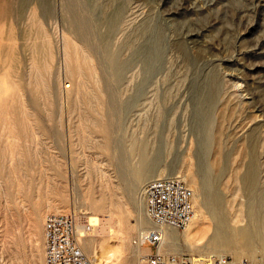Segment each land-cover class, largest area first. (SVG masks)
<instances>
[{
  "label": "rangeland",
  "instance_id": "374dc122",
  "mask_svg": "<svg viewBox=\"0 0 264 264\" xmlns=\"http://www.w3.org/2000/svg\"><path fill=\"white\" fill-rule=\"evenodd\" d=\"M158 175L185 181L196 214L162 251L264 259V0H0V264H43L45 215L67 209L95 225L94 263L129 264Z\"/></svg>",
  "mask_w": 264,
  "mask_h": 264
},
{
  "label": "built area",
  "instance_id": "2783aa9c",
  "mask_svg": "<svg viewBox=\"0 0 264 264\" xmlns=\"http://www.w3.org/2000/svg\"><path fill=\"white\" fill-rule=\"evenodd\" d=\"M140 197L151 226L136 237L139 246L147 244L145 264H264V259L234 257L228 253L201 255L186 251L164 252L166 227L183 229L194 216L193 192L177 176L163 175L142 185ZM90 229L82 211L67 209L46 213L43 225V264H96L80 245L78 227Z\"/></svg>",
  "mask_w": 264,
  "mask_h": 264
},
{
  "label": "bare ground",
  "instance_id": "6f19581e",
  "mask_svg": "<svg viewBox=\"0 0 264 264\" xmlns=\"http://www.w3.org/2000/svg\"><path fill=\"white\" fill-rule=\"evenodd\" d=\"M110 60L111 61H114L113 62V66H115V72L112 75L115 76L116 78H118V75L120 74L119 71H120L121 66H120L119 62L117 61L115 55L110 56ZM104 75H106V77L108 78V80L110 79L107 73H104ZM105 87H106V84H105ZM107 89H108V92H110V94H111L112 90H109V86H107ZM112 95H109V96H112ZM111 99L112 98H110V100ZM112 103H113V105L111 104L112 107H108L107 109H112L113 110L110 113V118H112V122L110 124L112 125V127H115L116 126V120H115L116 119V115L114 114V112L116 110L115 108H116L117 105L115 104V100H113V99H112ZM113 130H114V128H111V131L108 132V139L107 140H108L109 147L112 146L111 145V141H113L112 140ZM139 167L141 168V174H138L137 176L126 177L127 175L125 176L123 174V172H121L122 177L124 179V191L127 193L128 196L132 193V191L135 188L136 183L138 181L143 180V179H146V178H148L150 176V172H151L150 168H151V166L148 165V166L144 167L143 164H142V162H141V164H140ZM217 169H220V166H218ZM157 177H160V175H158ZM140 191H141V189H140ZM212 196L214 197V198H212L213 199V202L210 201L212 199L210 198L211 197V194L209 193V210L211 212H213V214H215L214 216L217 217V222L215 223V232L213 234V236L215 237L214 240H224V241H227L230 237H233V236L236 235V231L235 230L233 231L230 228L226 227V224H225V222L223 220L225 217H227L226 216V213L223 212L224 209H225V203L223 202V196L220 193H217L216 196L212 194ZM93 206H96V203H93ZM219 212H221L222 214L221 213L219 214ZM195 216H196V214L194 212V217ZM88 222L90 224V229H89L88 232H87V230H84V228L82 226H79L78 227L79 233H80V235H82L80 237V241H81L80 244H81L82 247H85L87 245V242H86V240L84 238V235L85 234L88 235V233L90 231H93V226H95L94 224H92L90 222V220H88ZM189 223L187 224V226L189 225ZM147 224H148V221L142 220L140 217H137V218H135L133 227H131V229L136 230L137 236H139V234H141V232H143L144 230L148 229L152 225L151 224L150 226H147ZM111 230H112V228H111ZM126 237L127 236L124 235V234L121 237V242L123 244L125 242ZM163 239H164L165 242H169V241H173V240L175 241L176 240V238L174 236H172L166 230V228L163 231ZM139 247L140 246L138 244H136V246L134 247V254H135V256L129 261V264H141L142 260L144 259V255H142L140 253ZM113 254L114 253L112 251H110V252H108V254L106 256L105 255H104V257L101 256V259H102L101 262L103 264H110V263H112V261H113Z\"/></svg>",
  "mask_w": 264,
  "mask_h": 264
}]
</instances>
